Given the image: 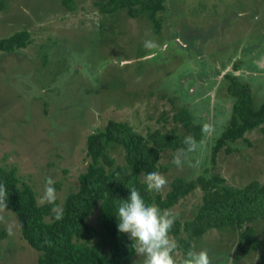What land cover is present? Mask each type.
I'll return each instance as SVG.
<instances>
[{
  "label": "rangeland",
  "instance_id": "rangeland-1",
  "mask_svg": "<svg viewBox=\"0 0 264 264\" xmlns=\"http://www.w3.org/2000/svg\"><path fill=\"white\" fill-rule=\"evenodd\" d=\"M4 1L0 37L27 29L31 42L15 52L0 51V164L16 166L40 203L59 200L55 215L79 187L87 136L110 119L145 135L175 127L186 133L173 116L188 108L202 129L209 127L196 150L186 151L183 167L172 163L179 150L162 153L157 173L167 179L163 194L176 177L191 181L200 174L218 173L238 187L264 183L258 129L229 142L212 162L216 138L233 111L225 74L232 71L251 86L255 105L264 100V0H166L157 14L160 28L146 14L102 13L101 0H74L75 11L63 0ZM123 152L120 146L109 149L117 162ZM202 197L197 185L168 210L181 220L191 218ZM0 217V229L8 230L0 240V264H38L39 252L23 238L16 214L0 209ZM89 222L100 240L105 230L97 209ZM251 224L260 247L239 257L238 233L231 227L208 230L193 247L207 250L211 264H264V218ZM170 237L178 244L179 236ZM173 255L183 264L185 253L176 248ZM132 263L143 264V257L136 254Z\"/></svg>",
  "mask_w": 264,
  "mask_h": 264
},
{
  "label": "trees",
  "instance_id": "trees-1",
  "mask_svg": "<svg viewBox=\"0 0 264 264\" xmlns=\"http://www.w3.org/2000/svg\"><path fill=\"white\" fill-rule=\"evenodd\" d=\"M166 0H101L102 13L113 14L126 9L132 17L146 14L160 28L157 14L165 9ZM70 11L77 9L74 0H63ZM6 3L0 0V9ZM31 42L30 33L22 29L0 37L1 52H15ZM235 70L239 64H235ZM227 92L234 103L229 122L216 138L212 162L224 146L244 138L246 133L258 129L264 137V100L255 105L251 86L232 71L225 74ZM188 108L176 112L173 119L186 129L178 133L177 127L169 133L155 129L147 135L135 130L128 122L110 119L104 128H98L87 136V165L79 174V187L63 201L58 214L54 211L59 200L39 202L37 191L18 173L16 166L0 164V183L8 191L7 208L16 214L23 238L39 252L38 264H133L136 255L129 234L118 231L117 209L120 200L127 199L135 187L146 203H154L161 210L175 206L197 185L203 190L202 202L191 218L176 219L169 235L179 236L177 249L186 254L196 238L210 229L231 227L238 233V253L256 250L260 242L256 237V220L264 218V183L254 180L244 186L226 184V179L215 173L200 174L187 181L176 177L170 189L148 192L143 176L158 172L162 153L167 149H187L186 136H193L199 144L202 125L194 120ZM167 118H165L166 120ZM123 149V160L111 156V146ZM227 151L232 147L227 146ZM96 209L105 230L100 233L89 222ZM59 217V218H57ZM8 236V230L0 229V240ZM103 243L108 246L107 251ZM239 255H237L239 257ZM1 257V249H0Z\"/></svg>",
  "mask_w": 264,
  "mask_h": 264
},
{
  "label": "clouds",
  "instance_id": "clouds-1",
  "mask_svg": "<svg viewBox=\"0 0 264 264\" xmlns=\"http://www.w3.org/2000/svg\"><path fill=\"white\" fill-rule=\"evenodd\" d=\"M145 46L150 47L151 42L146 41ZM202 131H209V127L204 126ZM183 143L187 149L179 150L172 161L178 168L183 167L186 151L191 152L198 147L191 135L186 136ZM47 183L50 185L52 181L49 179ZM144 183L146 191L160 192L167 185V179L159 173L150 172L145 176ZM129 189L130 195L127 199L120 200L117 209L118 231L129 234L136 254L143 257V264H176L173 254L177 243L169 235L176 217L169 210H161L154 203H146L135 187ZM47 192L53 193L54 189L48 187ZM7 198V188L0 183V209L7 208ZM2 220L3 217H0V221ZM183 264H211V259L207 250L190 247Z\"/></svg>",
  "mask_w": 264,
  "mask_h": 264
},
{
  "label": "flooded vegetation",
  "instance_id": "flooded-vegetation-1",
  "mask_svg": "<svg viewBox=\"0 0 264 264\" xmlns=\"http://www.w3.org/2000/svg\"><path fill=\"white\" fill-rule=\"evenodd\" d=\"M236 243H237V245H238L239 242L237 241ZM259 247H260V246H259ZM259 247H258V248H259ZM258 248H257V249H258ZM236 255H239L238 250L236 251Z\"/></svg>",
  "mask_w": 264,
  "mask_h": 264
}]
</instances>
